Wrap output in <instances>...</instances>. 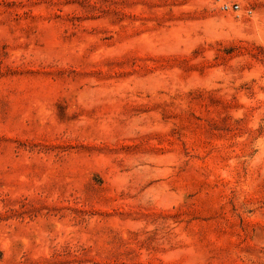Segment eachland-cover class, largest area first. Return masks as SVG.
<instances>
[{"label": "rangeland", "instance_id": "1", "mask_svg": "<svg viewBox=\"0 0 264 264\" xmlns=\"http://www.w3.org/2000/svg\"><path fill=\"white\" fill-rule=\"evenodd\" d=\"M0 264H264V0H0Z\"/></svg>", "mask_w": 264, "mask_h": 264}, {"label": "built area", "instance_id": "2", "mask_svg": "<svg viewBox=\"0 0 264 264\" xmlns=\"http://www.w3.org/2000/svg\"><path fill=\"white\" fill-rule=\"evenodd\" d=\"M235 8H237V6H234Z\"/></svg>", "mask_w": 264, "mask_h": 264}]
</instances>
